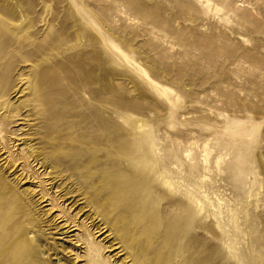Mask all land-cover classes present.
Here are the masks:
<instances>
[{
    "label": "rangeland",
    "instance_id": "374dc122",
    "mask_svg": "<svg viewBox=\"0 0 264 264\" xmlns=\"http://www.w3.org/2000/svg\"><path fill=\"white\" fill-rule=\"evenodd\" d=\"M14 197L38 264H134L119 241L146 220L136 264L181 234L198 254L172 264H264V0H0V206Z\"/></svg>",
    "mask_w": 264,
    "mask_h": 264
},
{
    "label": "bare ground",
    "instance_id": "6f19581e",
    "mask_svg": "<svg viewBox=\"0 0 264 264\" xmlns=\"http://www.w3.org/2000/svg\"><path fill=\"white\" fill-rule=\"evenodd\" d=\"M49 77L42 73L40 75L37 76L36 81L34 82V85H32V87L29 89L30 91L34 93H37L38 97L36 99H34L33 101H37L36 103L42 105L45 104L46 102H48L50 97V92H45L43 91L47 81H48ZM48 82H52L53 80H50ZM27 106H34V103L32 102L31 104H28ZM28 117V116H27ZM17 119V118H16ZM39 119V118H38ZM19 120H23L21 118H18L16 121ZM37 120V119H36ZM25 121V120H24ZM79 147V146H78ZM57 148V147H56ZM70 148V147H69ZM73 148V147H72ZM140 148V146H139ZM77 151V150H76ZM139 153V152H138ZM84 157V156H83ZM85 158V157H84ZM83 158V160H84ZM101 159V158H100ZM59 160V159H58ZM81 160V159H80ZM135 160V159H134ZM133 160V161H134ZM139 159H137L138 161ZM146 160V158H145ZM96 161V160H95ZM78 162V161H77ZM83 162V161H82ZM89 162V161H88ZM135 162V161H134ZM41 166H43L44 162L40 163ZM136 164V162H135ZM146 168L147 166L150 164V159L148 158L146 160L145 163H143ZM88 165V164H87ZM138 165V163H137ZM98 166V165H97ZM133 166H135L133 164ZM152 166V164H151ZM78 167V164H76V168ZM136 167V166H135ZM101 169V168H99ZM148 169V168H147ZM137 169H133V171H131V177L129 180V182L126 183V185H128L129 187H131L133 193L131 195V193L129 192V196L132 197L134 199V201L136 202L138 208L140 210L146 211V208L148 209V207H146V203L144 201V196H146L150 190L151 187V183L153 181H151V179L149 178V175L144 174V173H138L136 171ZM144 170V169H143ZM151 170V169H150ZM138 174V178H134V176H132L133 174ZM100 173V171H99ZM98 173V174H99ZM149 173V172H148ZM153 173V172H152ZM125 176V175H124ZM118 177V176H117ZM128 177V176H127ZM127 180V178H126ZM153 180V179H152ZM126 182V181H125ZM124 182V183H125ZM145 182V183H144ZM123 183V184H124ZM83 184V183H82ZM2 186V185H1ZM126 186V187H128ZM122 188V187H121ZM125 188V187H124ZM123 188V189H124ZM128 191V190H127ZM143 192V198H141L140 196H137L138 193ZM146 192V193H145ZM128 193V192H127ZM8 194V193H7ZM128 195V194H127ZM151 195V194H150ZM9 197V196H8ZM77 197V195L74 196V198ZM148 197V196H147ZM152 197V196H151ZM155 197V196H154ZM164 197V195H163ZM123 198V197H122ZM131 198V199H132ZM150 198V197H149ZM152 200V198H151ZM153 201V200H152ZM18 202L19 199L15 198L12 200L11 198L8 200V203H5L4 206H0V264H26L27 261H30L32 264H36V260L38 259H42L41 258V251L40 250V246L36 245L35 239H28L27 238V232H26V228H24L21 223L19 224L18 221H16V226H14V224L12 225V221L19 215H21V209L18 206ZM157 202V201H156ZM149 203V202H148ZM153 205V204H152ZM149 206V205H148ZM158 207V206H157ZM125 208V207H124ZM150 208L151 205H150ZM175 209V208H174ZM150 211V210H149ZM182 212V211H181ZM185 212V211H184ZM138 213V211H137ZM150 213V212H149ZM189 213V212H188ZM174 214V213H173ZM25 215V214H24ZM135 215V214H134ZM140 215V214H139ZM150 215V214H149ZM153 215V214H151ZM184 216V215H183ZM155 217V216H154ZM158 218V217H157ZM183 218V217H182ZM191 218V216H190ZM15 219V220H16ZM171 219V218H170ZM194 219V218H193ZM167 220V219H166ZM175 220V219H174ZM186 220V218H185ZM133 221V220H132ZM157 221V219H156ZM161 221V220H160ZM162 222V221H161ZM177 222V221H176ZM180 222V221H179ZM192 222V221H191ZM25 223V221H24ZM159 223V222H158ZM165 223V222H164ZM163 223V224H164ZM181 223V222H180ZM190 223V222H189ZM26 225V224H24ZM194 225V224H193ZM157 226V225H156ZM155 224H153V222H151L150 220H146V222L143 224V230L145 232V239L142 241L145 245H147L148 242H155V237L151 235V233H154L155 229ZM174 226V225H172ZM178 227V226H177ZM157 228V227H156ZM29 229V228H28ZM165 229V228H164ZM188 229V228H187ZM30 230V229H29ZM104 229H99V233L102 234L104 233L103 231ZM161 230V229H160ZM167 230V229H166ZM180 230V229H179ZM168 231V230H167ZM176 231V230H175ZM9 232V234H8ZM184 232V231H183ZM187 232V231H186ZM30 233V231H29ZM161 233V232H160ZM167 233V232H166ZM165 234V233H164ZM169 234V233H167ZM177 234V233H176ZM158 235V234H157ZM156 235V236H157ZM173 235V234H172ZM167 236V235H166ZM171 235L167 236V238L162 239V241L164 240V242H166V244H172L173 240L172 237H170ZM176 236V235H175ZM181 238H179V240H177L178 247L172 246L173 252L172 253H168V255L165 257L164 254H162V258L158 259V261L163 260L165 262V260L167 259L170 264H172V261H176L178 258L179 260L183 259L184 262L186 259H189V263L190 261H192L193 259H195L196 254H198V252H196V250L198 249V242L195 241L196 237L194 239H190L187 242L185 241L184 237H182V234L180 236ZM186 237V236H185ZM190 237V236H189ZM158 238V236H157ZM192 238V237H190ZM177 239V237H176ZM201 239V238H200ZM125 240V241H123ZM120 240L119 242L124 246V248H129V250H133L135 253V258L132 257L133 263L136 264L139 255L137 253L139 252H143V254L145 255V253H148V246L144 247L142 244V242L137 243V239L136 238H131L129 239V237L127 239H123ZM140 240V238H139ZM197 240V239H196ZM146 242V243H145ZM159 243V242H158ZM162 244V243H161ZM157 245V244H156ZM168 246V245H167ZM166 246V247H167ZM171 246V245H170ZM181 247H184L183 249ZM171 250V249H170ZM41 252V253H39ZM200 252V251H199ZM200 254V253H199ZM199 256V255H197ZM137 258V259H136ZM245 258V257H244ZM48 258H46L47 261ZM142 258H140L141 260ZM39 260V261H40ZM183 260L179 263H183ZM200 260V259H199ZM216 260V259H215ZM246 260V259H245ZM45 261V263H46ZM187 261V260H186ZM201 261V260H200ZM41 262V261H40ZM49 262V260H48ZM144 262V261H143ZM162 262V261H161ZM163 262V264H164ZM195 262V261H194ZM42 263V262H41ZM40 263V264H41ZM44 263V264H45ZM50 263V262H49ZM47 263V264H49ZM141 263V261H140ZM178 263V262H177ZM30 264V263H29ZM38 264V263H37ZM166 264V263H165ZM193 264V263H192ZM196 264V262H195ZM200 264V262H199Z\"/></svg>",
    "mask_w": 264,
    "mask_h": 264
}]
</instances>
